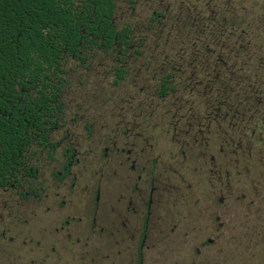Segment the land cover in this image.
<instances>
[{
  "label": "flooded vegetation",
  "instance_id": "flooded-vegetation-1",
  "mask_svg": "<svg viewBox=\"0 0 264 264\" xmlns=\"http://www.w3.org/2000/svg\"><path fill=\"white\" fill-rule=\"evenodd\" d=\"M82 1L70 0L74 8ZM111 1L109 29L63 33L76 34L68 42L54 33V61L1 88L0 224L9 225L0 239L27 247L12 264H141L166 191L157 167L167 135L179 149L167 159L179 153L185 161L195 146L214 166L229 151L236 173L254 149L263 153L264 90L237 88L254 86L253 70L263 71L264 84V28L237 30L233 21L227 32L193 8L188 29L172 35L162 0H119L130 19L118 26ZM155 1L140 23L135 6ZM128 246L135 254L125 256ZM33 248L41 252L31 255Z\"/></svg>",
  "mask_w": 264,
  "mask_h": 264
},
{
  "label": "rangeland",
  "instance_id": "rangeland-1",
  "mask_svg": "<svg viewBox=\"0 0 264 264\" xmlns=\"http://www.w3.org/2000/svg\"><path fill=\"white\" fill-rule=\"evenodd\" d=\"M162 1L161 7L168 4V10L172 14L165 27L168 29L169 23H173L172 35L188 29L189 20L195 15L194 9H200L203 15L211 17L207 21L221 22L222 29L227 32L231 31L233 21L238 22V27L235 26L237 30L247 23H251L252 29H242L259 32L264 28H261L264 26V0H182L181 10L176 0ZM156 7L158 8L156 1L153 5H137L134 13L141 23L150 10ZM121 11L123 19L119 18ZM234 12L237 14L234 15ZM116 16L118 26L124 19H130L126 5H122L119 0ZM253 72L257 73L254 86L252 83L247 85L248 80L241 83L237 88L241 95L242 91L249 93L251 89L264 90V84H258L261 82L259 73L263 71ZM246 131L248 134L249 130ZM237 134L241 136V132ZM160 146L161 162L157 167V174L159 183L166 191L161 193L160 202L152 214L148 238L142 249L141 264H264V150L262 154H258L254 149L248 162L245 159L240 161L238 168L241 172L236 173L229 151L226 156L215 155L213 166L208 159L204 163V158L196 153L202 150L197 151L195 146L191 152L187 151L185 161L179 153L174 160L167 159L168 153L179 151L177 145L169 140V135ZM213 150L208 154L214 153ZM243 164H246V170L242 167ZM167 165L173 167V171L162 174ZM1 224L0 229L8 227V219ZM10 229L14 227L10 226ZM36 229L42 231L39 227ZM39 230H36L37 234H40ZM206 239L210 240L209 243H206ZM110 247L102 246L106 248L105 251H109ZM25 249L27 247L0 239V264L15 263L18 256L26 253ZM27 251L31 255L41 252L37 249ZM90 252L93 253L92 250ZM124 254H135L134 247L128 246ZM128 259L122 264H132Z\"/></svg>",
  "mask_w": 264,
  "mask_h": 264
},
{
  "label": "trees",
  "instance_id": "trees-1",
  "mask_svg": "<svg viewBox=\"0 0 264 264\" xmlns=\"http://www.w3.org/2000/svg\"><path fill=\"white\" fill-rule=\"evenodd\" d=\"M112 6L111 0H83L75 8L70 0H0V94L7 93L1 90L6 80L27 77V72L54 61L50 46L55 44L49 42L54 33H62L60 38L68 42L76 34L63 33L109 29ZM91 14L94 22L89 27L86 16ZM0 139H5L4 132Z\"/></svg>",
  "mask_w": 264,
  "mask_h": 264
}]
</instances>
